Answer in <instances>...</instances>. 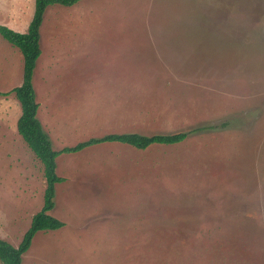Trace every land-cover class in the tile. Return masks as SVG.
Returning <instances> with one entry per match:
<instances>
[{"label":"rangeland","instance_id":"obj_1","mask_svg":"<svg viewBox=\"0 0 264 264\" xmlns=\"http://www.w3.org/2000/svg\"><path fill=\"white\" fill-rule=\"evenodd\" d=\"M35 0H0L25 33ZM33 76L55 151L109 134L192 131L175 145L63 153L51 215L22 264H264V0H81L49 6ZM0 35V93L23 82ZM0 97V238L44 205L43 165ZM1 264V263H0Z\"/></svg>","mask_w":264,"mask_h":264},{"label":"trees","instance_id":"obj_2","mask_svg":"<svg viewBox=\"0 0 264 264\" xmlns=\"http://www.w3.org/2000/svg\"><path fill=\"white\" fill-rule=\"evenodd\" d=\"M81 0H35L34 13L28 30L25 33L17 32L7 26L0 25V35L8 43L16 47L23 55V82L14 88L11 93L16 95L22 113L18 120V133L28 144L43 165L46 178L44 205L32 219L29 229L23 236L18 247L0 238V263L22 264L23 256L30 249L35 235L39 232L55 231L63 228L65 223L51 215L55 207L56 186L64 179L57 174V158L63 153H78L87 148L108 144L121 143L138 150H146L152 145H175L184 142L192 132H180L175 134H158L144 136L136 133L109 134L100 138L78 143L74 147H67L61 151H55L48 135L43 131L37 115L39 104L36 101V93L33 86V76L37 61L42 51L40 47V28L44 21V15L49 6L62 5L71 7ZM9 93H0L5 96Z\"/></svg>","mask_w":264,"mask_h":264}]
</instances>
